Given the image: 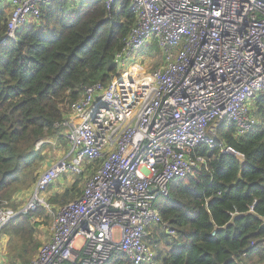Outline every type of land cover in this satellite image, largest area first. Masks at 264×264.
<instances>
[{"label": "clouds", "instance_id": "9594fccd", "mask_svg": "<svg viewBox=\"0 0 264 264\" xmlns=\"http://www.w3.org/2000/svg\"><path fill=\"white\" fill-rule=\"evenodd\" d=\"M0 264H264V0H0Z\"/></svg>", "mask_w": 264, "mask_h": 264}]
</instances>
